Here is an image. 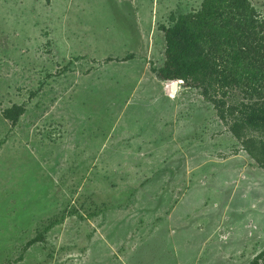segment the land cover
I'll list each match as a JSON object with an SVG mask.
<instances>
[{"label": "rangeland", "instance_id": "obj_1", "mask_svg": "<svg viewBox=\"0 0 264 264\" xmlns=\"http://www.w3.org/2000/svg\"><path fill=\"white\" fill-rule=\"evenodd\" d=\"M202 2L0 0V264L264 252V170L199 90L153 71L161 27Z\"/></svg>", "mask_w": 264, "mask_h": 264}, {"label": "trees", "instance_id": "obj_2", "mask_svg": "<svg viewBox=\"0 0 264 264\" xmlns=\"http://www.w3.org/2000/svg\"><path fill=\"white\" fill-rule=\"evenodd\" d=\"M162 26V81L199 90L217 117L264 170V15L250 0H203L200 9L171 15ZM26 109L13 105L3 117L15 126ZM264 263V252L251 264Z\"/></svg>", "mask_w": 264, "mask_h": 264}]
</instances>
